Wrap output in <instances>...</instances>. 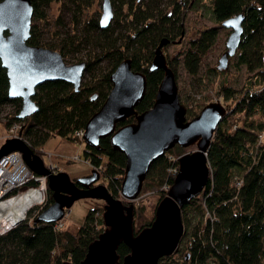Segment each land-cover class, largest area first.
<instances>
[{
  "label": "trees",
  "instance_id": "16d2710c",
  "mask_svg": "<svg viewBox=\"0 0 264 264\" xmlns=\"http://www.w3.org/2000/svg\"><path fill=\"white\" fill-rule=\"evenodd\" d=\"M52 1L32 0L33 16L43 18L44 11L41 8ZM61 1L67 7H73L76 13L94 0ZM111 2L112 5L118 2V6L123 3L128 6V14L122 12L119 15L117 12L114 17L115 22L123 20L122 28L118 30L110 25L111 22L101 26L100 21L93 20L79 29L78 41L73 39L77 42L74 45L77 49L85 44L100 48L99 58L109 57L108 68L97 66L94 59H90L93 58L91 53L95 52L89 49L79 87L75 88L72 82L62 78L43 80L33 93L39 107L31 114L24 117L18 115L22 98L9 95L7 69L0 61V112L1 105L8 101L17 104L15 113L2 122L8 126L13 120H23L20 130L33 150L37 151L52 134H60L68 140H80L74 135V129L85 126L100 108L113 85L111 74L124 59H129L132 68L145 75L146 85L133 111L118 119L115 129L137 122L139 114L154 104L165 70L162 66L153 69L150 66L162 40H168L162 45L163 49V46L182 34L183 25L179 15L181 4L178 0H142L139 5L134 4V0ZM241 12L244 14L243 34L234 53L236 62L245 64L249 71L254 72L255 80L258 79L259 83L239 90L222 80L218 81L222 94L216 101L224 107V114L208 147V180L181 208L183 221L185 216L187 218L183 211L186 212L190 206L196 209L198 218L193 225H185L177 249L162 255L159 260L167 261L169 257L175 260L174 253L184 246L181 264H264V138H259L264 130V0H212V14L217 22L222 23L226 18ZM76 21L78 23L79 19ZM218 32V26L205 27L183 51L181 63L192 75L198 73L201 57L213 45ZM27 41L41 44L36 25H31ZM178 57L167 59L175 76L179 66ZM210 82L214 83L213 80ZM209 89L206 88L204 94L199 90L195 96L180 98L186 109V119L196 116L208 101H213L209 100L213 98ZM194 142L197 144L196 140L186 145L173 142L151 163L143 179L144 186L153 185L160 190L164 181H170L172 185L175 173H170L169 166L179 164L180 156ZM83 149L84 157L95 165L99 177L107 180L109 191L123 198L121 188L127 156L112 144L111 133L100 136L97 144L85 142ZM76 183L82 186L79 180ZM31 191L19 190L7 204L0 201V214H4L20 197L37 191L43 197V189L32 188ZM53 200V189L47 185L46 200L41 205L26 208L12 222L21 219L26 212L29 215L36 208L32 219L27 216L8 231L0 233V264L80 263L86 256L91 243L105 229L103 200L98 199L89 205L76 231L66 227L57 229L53 221L35 220L37 213ZM123 200L125 204L129 201ZM136 207L135 203L133 213ZM150 223L151 220H148L146 224ZM130 251L129 243L121 239L117 245L118 260L121 262Z\"/></svg>",
  "mask_w": 264,
  "mask_h": 264
},
{
  "label": "water",
  "instance_id": "95a60500",
  "mask_svg": "<svg viewBox=\"0 0 264 264\" xmlns=\"http://www.w3.org/2000/svg\"><path fill=\"white\" fill-rule=\"evenodd\" d=\"M33 11L32 0H0V61L7 69L9 95L22 98L18 111L21 117L38 109L39 104L33 93L40 82L62 78L78 88L86 65L84 59L67 62L59 50L27 41L31 34ZM113 16L111 0H104L101 26H107ZM243 20L244 14L241 12L222 22L231 32L226 42L227 49L219 59L220 67H226L229 56L238 49L243 34ZM167 42V39L162 40L156 48L150 66L151 69L162 66L165 70L156 100L151 107L139 114L137 122L115 129L116 121L133 111L146 85L145 75L133 69L129 59H124L111 74L113 85L107 97L85 125L84 138L87 143L97 144L100 136L111 133L112 144L125 152L127 166L121 193L129 200L128 203L125 204L123 198L114 196L106 183H95L100 176L95 167L91 173L74 179L67 170L49 172L43 156L35 152L20 136L6 137L0 146V156L12 149H20L29 165L30 161L36 163L37 168L31 165L33 169L39 173H49L48 185L53 189L54 200L37 214L35 220L53 221L60 218L64 207L71 205L79 197H101L106 200L104 222L113 228L101 232L80 263L65 261L62 264H140L142 257L144 264H159L162 255L170 254L178 247L185 230L181 208L208 180V147L224 114V107L219 101H210L202 107L199 114L186 119V109L180 100L175 73L167 64L162 51V45ZM194 140H197L198 146L180 156V168L158 205L155 219L134 235L132 202L139 195L151 163L173 142L186 145ZM76 180L83 185L79 186ZM169 213L172 217L167 221ZM171 221L174 226L169 230L168 224L171 225ZM115 227L124 229L123 236L118 235ZM155 228H159L158 238L152 234ZM121 239L129 243L132 251L119 263L117 245ZM147 244H155L154 250L149 252L145 247Z\"/></svg>",
  "mask_w": 264,
  "mask_h": 264
},
{
  "label": "rangeland",
  "instance_id": "374dc122",
  "mask_svg": "<svg viewBox=\"0 0 264 264\" xmlns=\"http://www.w3.org/2000/svg\"><path fill=\"white\" fill-rule=\"evenodd\" d=\"M103 1L104 0H94L90 5L85 8H82V10L77 11L76 13L73 7H67L65 3L61 0H54L50 2L47 6H43V8H41L44 11L43 18L35 17L32 15V24L36 25L41 35L40 45L48 47L51 46V48L62 50L63 57L67 62H74L82 59L85 60L89 58L88 51L94 50L95 53H91L93 58L90 59H94L97 66H100L102 68H108L110 63L109 57L102 56L101 58H99V56L101 55L100 48H91L90 46H86V44L85 46H80V49L74 47V45L77 44V39H79V29L83 27L86 23H90L93 20L100 21L99 19L101 18L103 12ZM141 1L142 0H134V4L139 5ZM178 2H180L181 4L179 15L181 17V22L183 25V32L181 35L177 36L175 39L170 41L167 45L163 46L162 51L166 59L175 58L176 56H179V66L176 73V81L180 98H189V96H195L196 91L200 92L199 90H201V94H204V90L206 88H211L209 90L211 91L213 98L209 100H213L214 102H216L217 97L222 94L220 88H218L220 86V84H218V81L220 80H222L225 84L232 85L238 88L239 90H242L244 86H254L259 83L258 79L255 80L254 72L249 71L246 68L245 64H238L236 62V54H232L229 56L228 64L226 67H224V69L219 66L220 56L222 52L227 49L226 42L231 32V29L224 26L221 22H217L214 19V16L212 14V0H178ZM168 9H170V7ZM113 11L114 16L111 20L110 25L115 26L119 30V28H122V26L124 25L123 20H121V22H115L114 17L116 16L117 12L119 13V15H121L122 12L124 14H128V6L124 3L118 6V2H113ZM77 19H79L80 23H77ZM209 26L219 27L217 38L213 45L202 55L198 73L192 75L186 70V68L181 63L183 60V51L186 50V48L190 45L191 40H193L200 34V31L202 29ZM74 38H76V41L73 40ZM97 55L98 57L96 58ZM87 74L89 76L88 72H86V75ZM211 80H213L214 83H211ZM16 109L17 104L12 101H8L1 105L0 146L5 141L6 134L8 133L7 125L2 122V120L8 119L11 115L15 113ZM22 123H24L23 120ZM260 134V136L264 138V131H262ZM60 141L72 142L75 145L73 152L81 153L82 157L76 160H66L63 156L56 155H54V157H51L49 155V151L58 153L59 155L65 153H73H69V149H64L63 151L56 150L55 146ZM85 142V139L68 140L64 139L60 134H52L47 139L46 143L42 144L44 145V151L43 149H40L42 145L39 146L40 148H38L37 151H34L39 154L41 153L45 162L47 163L50 161V159H59L61 161V166H63V169L61 168V170H67L72 178H76L83 175H87L91 173L92 170V167L89 165L90 163L84 159L83 148L85 146ZM196 146L197 144L196 142H194L190 144L187 149L188 151L195 150L197 148ZM98 182H104L108 184L107 180L102 178V176L95 181V183ZM154 187L155 186L153 185L149 187L144 186L143 184L139 195L133 199V201L137 204L135 212L133 213L132 223L134 235H136V233H138L142 228L149 225L146 224L148 220H151L152 222L155 219L158 205L161 199L166 194L165 193L163 195L162 189H160L162 190L160 191L159 188ZM41 198L42 193H40V191H37L23 198L20 197L16 199L12 204V207L7 209L4 214H0V220L10 217V220L14 221L16 218L22 215L26 208H32L35 205H40L36 203L41 201ZM98 199H102L103 205H105V199L100 197L86 196L74 199L71 205L67 208V212L63 217L64 227L69 228L72 231H76L78 229V225L83 222L89 205L93 201H96ZM35 213L36 208H34L30 212V214L26 216H29L30 219H32ZM185 213L188 218L187 219L185 216V225H193L196 219L198 218L196 215V209L190 206L189 208H187L186 212L183 211L184 215ZM104 228V230H106L107 228L110 229L113 227L104 223ZM114 229L117 231L119 236H123V234L125 233L123 228L115 227ZM184 250L185 248L184 246H182L179 252L174 253L175 260L172 261L170 260V258L172 257H169V260L167 261H164V259L159 260V264H181L182 259L184 258ZM66 264L69 263L67 262Z\"/></svg>",
  "mask_w": 264,
  "mask_h": 264
},
{
  "label": "built area",
  "instance_id": "2783aa9c",
  "mask_svg": "<svg viewBox=\"0 0 264 264\" xmlns=\"http://www.w3.org/2000/svg\"><path fill=\"white\" fill-rule=\"evenodd\" d=\"M24 123L19 120H13L8 126V133L6 137L10 136H22L21 128ZM264 131V130H263ZM74 135H76L79 139H85V126L75 128L73 131ZM40 148V147H39ZM40 149L44 151V145L41 146ZM49 155L51 157L56 156H63L66 160L70 159H80L81 153L75 152L72 154H62L59 155L52 151H49ZM85 160L89 161L88 158L84 157ZM59 159H50L48 163L45 165L48 167L49 172H57L61 170V164L59 163ZM90 162V161H89ZM91 163V162H90ZM91 165L94 167L91 163ZM97 167V166H96ZM98 168V167H97ZM180 168L179 164L169 166L170 173H176ZM48 174L49 173H39L29 167L27 164L23 152L20 149H12L7 153H4L0 156V201H5V204L12 201L13 196L17 194L19 190H29L30 192L32 188H39L43 189V197L41 201L36 204H42L46 200V189L48 185ZM171 187L170 181H164L161 185V189L168 192ZM161 190V191H162ZM26 214L15 222L10 220V217L4 218L0 224V233H4L8 231L11 227L15 226L21 220L25 219L27 216ZM60 222L56 223L57 228L64 227V222L59 220ZM55 227V228H56Z\"/></svg>",
  "mask_w": 264,
  "mask_h": 264
},
{
  "label": "bare ground",
  "instance_id": "6f19581e",
  "mask_svg": "<svg viewBox=\"0 0 264 264\" xmlns=\"http://www.w3.org/2000/svg\"><path fill=\"white\" fill-rule=\"evenodd\" d=\"M32 25V24H31ZM165 75V74H164ZM185 115H186V112H185ZM261 134H259V138L260 139H262V137L260 136ZM23 138V137H22ZM23 152V151H22ZM208 153V152H207ZM207 161H208V159H207ZM28 164V163H27ZM30 164L33 166V167H35V168H37V165H36V163L35 162H32V161H30ZM29 165V164H28ZM31 165H29V167L31 168V169H33L32 167H31ZM33 170H35V169H33ZM36 171V170H35ZM122 194V193H121ZM122 197H123V195H122ZM101 198V197H100ZM124 198V197H123ZM104 199V198H103ZM106 201V200H105ZM70 206V205H69ZM69 206H65L64 207V213H63V215L60 217V218H58V219H56V220H53V222H54V227H56L57 226V224L56 223H58V222H60L59 220H62L63 221V217H64V215H65V213L67 212V208L69 207ZM38 214V213H37ZM170 217H172V214L170 215V213H169V216H166V218H167V221H168V219H170ZM166 220V219H165ZM133 223V222H132ZM171 223V225H169L168 224V229L169 230H172V228H173V226H174V224H173V222L171 221L170 222ZM0 224H1V221H0ZM57 228V227H56ZM133 228V227H132ZM57 229H59V228H57ZM159 228H155V230H153V232H152V234L153 235H157L158 234V232H159V230H158ZM159 237V235H157V238ZM161 240V238L159 239V241ZM158 241V240H157ZM158 241V242H159ZM146 249L150 252V251H153L154 250V247H155V244H147L146 246ZM139 264V263H138ZM140 264H144V258L142 257V261H141V263Z\"/></svg>",
  "mask_w": 264,
  "mask_h": 264
},
{
  "label": "crops",
  "instance_id": "0c3cea01",
  "mask_svg": "<svg viewBox=\"0 0 264 264\" xmlns=\"http://www.w3.org/2000/svg\"><path fill=\"white\" fill-rule=\"evenodd\" d=\"M65 139V138H64ZM47 141V140H46ZM46 141L44 142V143H46ZM43 143V144H44ZM56 145V144H55ZM74 147H75V145L72 143V142H70V141H60V142H58V144L55 146V149L56 150H58V151H63L64 149H69L70 151H68L69 153L70 152H73L74 151ZM73 153H75V152H73ZM41 154V153H40ZM58 154V153H57ZM66 154V153H65ZM89 162V161H88ZM44 163H47V162H45V160H44ZM59 163H61V161H59ZM90 163V162H89ZM91 167H92V165H91V163L89 164ZM62 169H63V166L61 167Z\"/></svg>",
  "mask_w": 264,
  "mask_h": 264
},
{
  "label": "flooded vegetation",
  "instance_id": "af4514ba",
  "mask_svg": "<svg viewBox=\"0 0 264 264\" xmlns=\"http://www.w3.org/2000/svg\"><path fill=\"white\" fill-rule=\"evenodd\" d=\"M168 59V58H167ZM167 59H166V62H167ZM168 64V63H167ZM74 179H76V178H74ZM82 185H83V183L82 182H80Z\"/></svg>",
  "mask_w": 264,
  "mask_h": 264
}]
</instances>
